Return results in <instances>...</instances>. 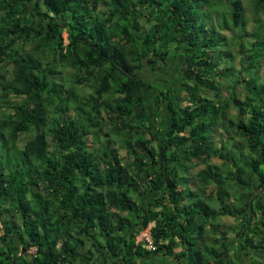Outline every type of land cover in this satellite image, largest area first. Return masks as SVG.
Here are the masks:
<instances>
[{"label":"trees","instance_id":"obj_1","mask_svg":"<svg viewBox=\"0 0 264 264\" xmlns=\"http://www.w3.org/2000/svg\"><path fill=\"white\" fill-rule=\"evenodd\" d=\"M245 1L0 0V264H264V0ZM168 60L178 99L140 74Z\"/></svg>","mask_w":264,"mask_h":264},{"label":"rangeland","instance_id":"obj_2","mask_svg":"<svg viewBox=\"0 0 264 264\" xmlns=\"http://www.w3.org/2000/svg\"><path fill=\"white\" fill-rule=\"evenodd\" d=\"M246 3V6L249 8V1L248 0H246L245 1ZM211 8H214L213 6L211 7ZM252 17V16H251ZM225 35H229L230 34V32L229 31H224L223 32ZM65 33L63 34V36L65 37ZM231 38H234L235 37V34H232L231 33V36H230ZM26 47H28V45H26ZM178 64H177V62L176 61H172V60H168L167 61V63L166 64H162L161 65V67L159 68V69H157V70H150L149 68H147V69H144L140 74H141V76L143 77V79H145L146 81H148V82H160V83H162L163 85L162 86H168L169 84H175V88L178 90L175 94H174V98L176 99H178V97L180 96V97H182V93H181V89H180V85H179V83H177V79H178V76H177V71H178ZM148 97H147V101L149 102V107L150 108H153L155 105H154V100H153V97L151 96V95H147ZM169 116V111H168V109H167V107H166V105H164V107H162V110L159 112V114H158V118H159V123L156 125L155 124V126L156 127H166L167 126V120H166V118ZM160 125V126H159ZM155 127V128H156ZM23 135H26V134H21V136H20V138H19V143H21V142H23L24 141V139H25V137L26 136H23ZM220 137H218V139H220V138H225L226 139V134L225 133H223L222 135L220 134L219 135ZM228 136V135H227ZM91 145V144H90ZM119 152H120V154L121 155H123L124 154V149H122L121 147L119 148ZM212 161L215 163V164H220V159H218V158H213L212 159ZM202 167H204V164H202V163H200V164H198L197 166H196V168L194 169L195 170V172L198 170V169H200V168H202ZM193 170V171H194ZM186 177H187V174H186ZM151 198L150 197H148L147 198V202H149V201H151L150 200ZM221 221L222 222H225L226 224H229V223H234L235 224V222H234V220H233V218L231 217V216H223L222 218H221ZM152 223H150V225H151ZM149 228V227H148ZM148 228H146L145 230H143V231H141L138 235H137V237H136V239L138 240V241H141V240H144L145 239V237H146V234L148 233ZM0 233H2V231H1V229H0ZM35 251V248L32 246V247H30L28 250H27V252L28 253H33ZM234 259V258H233Z\"/></svg>","mask_w":264,"mask_h":264},{"label":"built area","instance_id":"obj_3","mask_svg":"<svg viewBox=\"0 0 264 264\" xmlns=\"http://www.w3.org/2000/svg\"><path fill=\"white\" fill-rule=\"evenodd\" d=\"M144 241H145L144 245H145L146 248L155 249V246L152 243V240L150 238V234L149 233L146 234V237H145Z\"/></svg>","mask_w":264,"mask_h":264},{"label":"water","instance_id":"obj_4","mask_svg":"<svg viewBox=\"0 0 264 264\" xmlns=\"http://www.w3.org/2000/svg\"><path fill=\"white\" fill-rule=\"evenodd\" d=\"M251 203V199L249 200V204ZM251 206H249V217H248V220H247V222H246V225L250 222V220H251ZM243 232V231H242ZM242 232L240 233V235L242 234ZM238 237L239 236H237V237H235V239L233 240V242L230 244V246H229V250H231L232 249V247H233V245L235 244V242L237 241V239H238ZM229 260L231 261V258L229 257Z\"/></svg>","mask_w":264,"mask_h":264},{"label":"crops","instance_id":"obj_5","mask_svg":"<svg viewBox=\"0 0 264 264\" xmlns=\"http://www.w3.org/2000/svg\"><path fill=\"white\" fill-rule=\"evenodd\" d=\"M202 164H203V163H202ZM198 170H199V169H198ZM151 225H152V224H151ZM148 233H149V229H148ZM176 250H177V249H176ZM181 259L183 260L184 263H188V262H187V257H182Z\"/></svg>","mask_w":264,"mask_h":264}]
</instances>
